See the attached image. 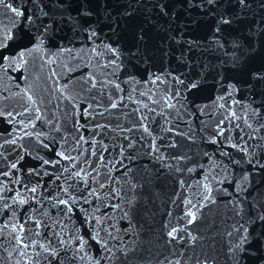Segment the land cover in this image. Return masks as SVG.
Returning a JSON list of instances; mask_svg holds the SVG:
<instances>
[{
    "label": "water",
    "instance_id": "95a60500",
    "mask_svg": "<svg viewBox=\"0 0 264 264\" xmlns=\"http://www.w3.org/2000/svg\"><path fill=\"white\" fill-rule=\"evenodd\" d=\"M0 264H264V0H0Z\"/></svg>",
    "mask_w": 264,
    "mask_h": 264
},
{
    "label": "snow or ice",
    "instance_id": "6c2138e0",
    "mask_svg": "<svg viewBox=\"0 0 264 264\" xmlns=\"http://www.w3.org/2000/svg\"><path fill=\"white\" fill-rule=\"evenodd\" d=\"M223 22H224V23H228V21H226V20H225V21H223ZM61 203H63V201H62ZM169 235H171V233H169Z\"/></svg>",
    "mask_w": 264,
    "mask_h": 264
}]
</instances>
